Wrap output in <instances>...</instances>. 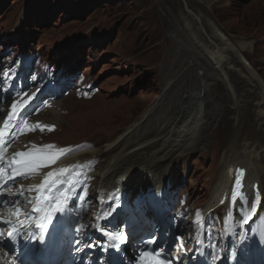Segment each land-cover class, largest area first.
Returning a JSON list of instances; mask_svg holds the SVG:
<instances>
[{
	"label": "rangeland",
	"instance_id": "obj_1",
	"mask_svg": "<svg viewBox=\"0 0 264 264\" xmlns=\"http://www.w3.org/2000/svg\"><path fill=\"white\" fill-rule=\"evenodd\" d=\"M185 1L190 9L213 20L240 51L250 44L249 49L241 52L245 61L264 78V0ZM184 12L182 0H0V63L12 59V64H17L18 68L25 66L23 75L26 83H30L28 91L39 83L33 84L36 60L47 64L45 69L42 67L45 75L48 70L53 76L57 66L64 70L59 80L48 79L58 91L54 97L61 103L60 116L48 121L49 124L36 123L35 130L24 129L21 133L31 131L33 137L49 134L46 139L55 138L59 150L105 136L114 138L142 117L147 106L162 94L172 75L171 83L163 90V109L174 102H183L192 81H186L188 77L184 71L175 73L174 64L199 55L216 73L214 80L205 76L209 89L204 110L205 115H218L210 125L219 126L220 130L216 137L211 135L204 146L184 156V160L172 163L179 158L160 157L158 160L164 170L168 168L167 177L171 181L177 177L179 190L189 193L192 205H205L219 162L212 158L214 152L210 149L229 132L232 121L227 112L234 106H231L228 85L215 61L205 50L190 47L183 41L193 40L194 36L181 18ZM37 69L41 82L44 74L41 68ZM88 73L92 80L90 90L97 92L92 98L84 99L86 93L75 87L85 84L81 76ZM1 82L0 75V85ZM12 96L2 100L6 102ZM51 107L48 102L41 110H52ZM38 113L29 111L26 115L31 118ZM247 122L244 126H249ZM45 126H51L54 131H45ZM263 209L264 198L260 212ZM178 224L180 228L181 222ZM197 229H201L199 225ZM251 236L250 233L247 237ZM214 240V247L216 242L221 243L217 237Z\"/></svg>",
	"mask_w": 264,
	"mask_h": 264
},
{
	"label": "bare ground",
	"instance_id": "obj_2",
	"mask_svg": "<svg viewBox=\"0 0 264 264\" xmlns=\"http://www.w3.org/2000/svg\"><path fill=\"white\" fill-rule=\"evenodd\" d=\"M182 5L185 12L181 14V18L192 30L194 36L193 40H181L190 47L205 50L211 56L228 85L231 106H234L233 108L229 107L227 112L232 121L229 132L224 135V138L215 141L214 146L210 149L214 152L212 158L219 162L209 201L204 205L206 209L212 206L220 207L223 216L221 224L224 227L228 224V219L224 216L233 208L236 215H240L250 195L259 196L261 200L263 198L264 78L254 66L245 61L243 52H241L249 49L250 44L244 46L240 51L213 20L205 17L202 12L190 9L185 0H182ZM183 60L185 59L183 58ZM203 60H200L197 55L192 60L186 62L178 60V63L174 64L175 73L178 70L184 71L188 77L186 81L188 79L192 81V86H189L187 93L184 94L183 102H174L177 100L176 98L173 104L163 109L165 105L163 90L171 83L172 75L163 87L162 94L147 106L142 117L137 118L130 126H126L118 132L114 138L105 136L86 141L76 147L59 150L55 138L46 139V137L49 138V134H39L33 137L31 131H26L25 134H22L21 131L26 129L24 120L32 123L31 125H36V123H48L50 120L57 119L62 111L60 101L50 102L52 110L44 108L37 115L26 119L27 111L11 130L13 139H11L7 152V159H22L15 155L17 152L30 153L32 165L20 168L19 173L22 174H17L15 165L11 163L10 170L2 173L4 177L15 176V179L9 183L7 194L0 196V216L5 215L8 211L14 212L13 204L21 201L23 196L26 198L32 190L35 194L47 195L49 193L56 199H66L70 204L68 213L71 214L75 194L80 184H84L85 175L88 173L93 174V183L97 184L93 191L96 202L86 204L83 207L86 209L85 212L81 208L83 213L77 210L78 214L72 216L76 229L87 228L92 221L96 223L98 215L107 211L110 201L117 208H123L132 203L134 207L140 205L146 210L144 195L160 197L166 192L163 182L167 178L168 168L164 170L158 159L160 157L164 159L179 158L170 163L184 160V156H188L195 148L204 146L210 140L211 135L216 137V132L220 130L219 126L210 125L216 121L218 115H205L207 112L205 113L204 110V100L207 99L206 91L209 86L204 80L206 77L208 80L215 78L216 73H213L211 67L204 64ZM199 71L203 72L202 76L199 75ZM38 87L39 83L37 86H33L30 91L24 92L26 97L32 96L34 92L37 94L34 100L36 106L40 101ZM22 98L21 96L16 99L12 96L6 102L0 100V127H3V122L8 116L13 101H21ZM168 119L169 121H167ZM245 121H248L249 126H244ZM46 130L54 131L51 126H45ZM48 145L52 147H46ZM46 156H52L53 159H45ZM61 168L66 171L59 172ZM48 172H54L60 182L51 185L47 192L43 189L38 191L37 186L44 184ZM238 178L239 184L236 183ZM80 180L83 182H79ZM261 206L262 201L250 220L255 224L250 251H246L244 245L241 248V254L244 255L245 261L250 262L252 257L255 259L264 254V209L260 212ZM165 210L167 208L164 206L161 212L165 213ZM203 211L201 210L200 214ZM141 214L142 212L131 216L133 224L129 229L127 241L130 245L133 241H138L147 231H151L152 228L165 226V222L169 221V217H171L170 213L169 216L162 215L164 217V221H162V219H157L147 213L140 222L138 217ZM179 224L177 222L176 226L178 227ZM198 225L201 229L203 228L201 222ZM176 231V248L179 244L182 250L186 248V243L189 245L186 236L187 234L191 235V232L188 224H182V222ZM220 244L216 242L215 248ZM222 244L225 248L227 242H222ZM0 264H21L4 247L3 239H0Z\"/></svg>",
	"mask_w": 264,
	"mask_h": 264
},
{
	"label": "snow or ice",
	"instance_id": "obj_3",
	"mask_svg": "<svg viewBox=\"0 0 264 264\" xmlns=\"http://www.w3.org/2000/svg\"><path fill=\"white\" fill-rule=\"evenodd\" d=\"M17 95H20L19 93ZM26 95V94H25ZM37 94H33L32 96H28L27 99H23L22 102L19 100H14L13 103L11 104L10 110L8 111V116L7 118L4 120L3 122V127H0V145H2L3 143H5V137L6 135H11L12 134V129L16 126V122L20 119H22L23 115L28 111V109L31 108L32 103L34 102L35 98H36ZM23 123L25 125H27L28 121L24 120ZM4 129H9V132H5ZM46 147H52L51 145H48ZM17 157H21L22 159L19 160H13L12 163L15 165V172L17 174H22L19 173V169L20 168H27L30 167L32 165V158H31V154L30 153H21V152H17L15 154ZM3 158V153L0 152V161H2ZM45 159L51 160L53 159L52 156H46L44 157ZM66 170L61 168L59 169V172L63 173ZM55 177V178H54ZM13 177H9L8 179H12ZM2 177H0V181H2ZM59 178L56 177V174L54 172H48L47 173V177L44 181L43 185H39L37 186V190L39 191L40 189H43L45 192L50 190V186L54 185L56 183H59ZM236 183L239 184L240 180L239 178L236 180ZM48 186V187H46ZM41 197L38 196L37 200H40ZM43 201L44 202H49V197L44 196L43 197ZM67 201H57V203L54 206H50V211H49V215H48V221L49 223H51V216L55 215V213L57 212H62L64 211V207L62 206L63 204H66ZM42 209L40 208H35L33 211L34 212H39ZM3 223L5 224H11V221H3ZM37 227H46L45 225L40 224L39 222H37ZM79 231V229H77ZM17 234H18V230L16 228H11L8 232H7V238L10 239L11 241L15 242L16 238H17ZM106 235L112 239V240H116L117 239V235L115 233L112 232H107ZM122 235V234H121ZM5 237L3 236L2 232H0V239H4ZM40 239L43 240L44 237L43 235L37 237L35 235H30V236H25V239ZM126 239H120L119 243H117L115 245V247L117 249L120 248V245L125 243ZM79 243V241H78ZM145 245H155L157 247L158 250L155 251L154 256H153V264H167V262L165 260H157L156 257H160L163 255V253L166 251L165 249H159V246L157 244V238L153 237L147 241H145ZM88 247H94V245L92 244H88ZM106 250V249H105ZM149 255H152L151 252L148 251H140L139 252V256L137 257V261L138 264H143V261L140 260L141 257H147ZM113 264H123V260L120 259L118 257L117 254V258L113 261Z\"/></svg>",
	"mask_w": 264,
	"mask_h": 264
}]
</instances>
